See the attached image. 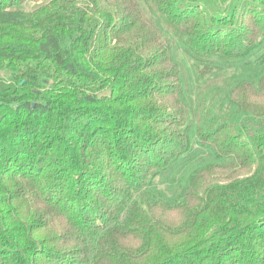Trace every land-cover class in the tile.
Returning a JSON list of instances; mask_svg holds the SVG:
<instances>
[{
    "label": "trees",
    "instance_id": "obj_1",
    "mask_svg": "<svg viewBox=\"0 0 264 264\" xmlns=\"http://www.w3.org/2000/svg\"><path fill=\"white\" fill-rule=\"evenodd\" d=\"M26 3L0 0L29 29L0 33V264H264V0Z\"/></svg>",
    "mask_w": 264,
    "mask_h": 264
},
{
    "label": "rangeland",
    "instance_id": "obj_2",
    "mask_svg": "<svg viewBox=\"0 0 264 264\" xmlns=\"http://www.w3.org/2000/svg\"><path fill=\"white\" fill-rule=\"evenodd\" d=\"M54 1H57V0H37L36 2L32 1V0H29V1L27 0V3L25 4V7L31 13V12H34L35 9L40 8L42 6H48L49 4H51ZM257 20H258V18H257ZM28 31H29V29L19 28V27L2 28V29H0V33L4 32V33L12 35V36H18L19 34H20V36L22 34L26 35V33ZM177 219H178V216L174 219V221L176 222Z\"/></svg>",
    "mask_w": 264,
    "mask_h": 264
}]
</instances>
